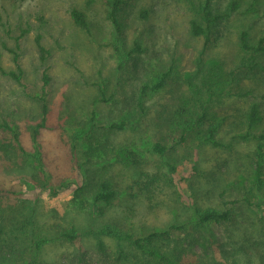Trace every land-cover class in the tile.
I'll return each mask as SVG.
<instances>
[{"label": "rangeland", "instance_id": "obj_1", "mask_svg": "<svg viewBox=\"0 0 264 264\" xmlns=\"http://www.w3.org/2000/svg\"><path fill=\"white\" fill-rule=\"evenodd\" d=\"M204 2L0 0L2 67L22 72L18 83L0 74V119L18 127L22 145L30 150L28 126L41 120L38 96L44 93L48 113L39 134L42 158L53 185L60 180L68 185L52 196L47 189L14 181L20 173L0 168V188L13 187L23 199L36 201L40 221L53 216L54 222L73 226L79 235L73 243L50 246L48 259L63 253L74 255L70 264H137L119 262L108 254L130 251L111 239H103L107 253L99 252L98 238L86 233L99 229L104 219H90L86 209L72 200L81 179L74 161L81 163L86 157L85 144L72 137L80 127H89L92 111L99 138L114 147L105 158H119L113 168L119 189L140 172L158 179L151 196L127 200L133 209L122 214L127 231L138 235L186 223L191 219L188 204L193 202L201 208L236 207L248 220L247 231L261 230L264 235V206L256 209L243 203L245 198H264V160L260 181L254 176L255 145L264 135V53L244 51L240 42L242 32L251 46L264 36V0H212V15L223 18L210 28L207 39L190 31L191 20L205 25ZM73 8L83 13L87 30L71 19ZM112 11L120 32L111 19ZM37 38L48 52L44 60ZM136 40L141 47L138 53L132 51ZM168 70L162 88L142 94L143 112L139 111L141 87L155 83ZM44 73L47 84L42 80ZM101 82L106 95L113 98L108 103H94ZM252 104L258 106L262 121L252 137L244 140L240 138L246 131L244 116ZM202 115V127L184 124ZM122 119H130L127 129L108 131V124ZM209 123L218 125L217 146L204 141ZM260 141L264 144V139ZM154 143L164 146L163 156L152 150ZM120 211L113 207L108 217ZM210 230L217 237L224 235L223 226ZM200 255L198 249L190 250L184 258L205 264L222 261ZM253 259L245 257L249 264H259Z\"/></svg>", "mask_w": 264, "mask_h": 264}, {"label": "trees", "instance_id": "obj_2", "mask_svg": "<svg viewBox=\"0 0 264 264\" xmlns=\"http://www.w3.org/2000/svg\"><path fill=\"white\" fill-rule=\"evenodd\" d=\"M212 0H205L201 6L202 20L205 25H200L196 20L190 21V31L194 36H204L206 39L210 34V28L223 18L221 15H212L210 3ZM232 8L236 6V1L232 2ZM70 17L79 27L87 30V23L84 15L78 9L70 10ZM114 20L117 31L120 32L119 25L114 18V11L110 14ZM241 48L247 52L264 53V36L251 46L247 42L246 33L240 35ZM36 45L40 53V59L44 60L47 54L36 39ZM1 47V42H0ZM140 44L136 40L133 43L132 51L141 52ZM2 54L0 50V74L7 76L15 82L21 81V70L5 71L2 67ZM170 75V70L160 73L156 77V82L141 87L140 97L137 100V108L143 112L142 94L157 91L162 88L166 79ZM44 84L48 82V76L43 74ZM98 97L94 103H108L113 100L106 95V85L97 84ZM139 91V92H140ZM45 94L38 96L41 102V120L35 125L28 126L29 137L32 148L27 150L20 141L18 127L9 123L5 119H0V168L8 172H18L20 175L14 181L29 184L32 188L47 189L52 196H56L60 190L68 185L60 180L54 186L52 178L46 170V163L43 160L39 134L46 127V115L48 107L46 105ZM89 127H80L72 139H79V144L86 146L84 160L80 163L77 160L81 179L74 190L73 202L81 209H86L90 219H104L99 229H90L86 234L97 237V248L99 252L106 254L103 239L114 240L121 248L125 245L129 252H108L119 262H136L137 264H205L194 259L184 257L190 250L198 249L201 258H220L211 264H249L245 257L254 258L259 264H264V235L261 230L258 232L247 231L245 225L248 220L242 218L243 212L236 207H224L218 209L214 207L201 208L195 203L188 204L191 211V219L186 223H175L163 231H148L135 235L123 227L122 214L133 210L128 207V199H136L141 194L151 196L154 193L155 184L158 179L155 175L140 172L131 182L120 190L119 181L115 178L113 168L119 158H105L109 152L114 150L111 142L107 139L99 138V127L93 123L94 112L90 113ZM245 133L241 139L252 137V130L262 121V115L256 104H252L245 113ZM205 116L196 117L191 121H184L188 128L203 126ZM130 119H122L119 122L108 124V131H122L127 129ZM217 124L209 123L204 131V141L212 145L220 143L215 139L217 134ZM264 135H259L256 141L254 176L259 182L261 177V163L264 160V144L260 141ZM152 150L160 156L165 153V148L160 143H154ZM134 158V155H132ZM171 173L174 168L169 166ZM25 174V175H24ZM138 176H141L140 178ZM255 182V183H256ZM247 207L260 209L264 206V198L258 197L251 201L249 198L243 199ZM36 201L31 202L22 198V192L16 191L13 187L0 188V264H70L74 262V255L59 254L56 259H48L47 250L52 245L62 241L73 243L78 238V231L71 225L63 226L54 222L53 216L48 220L40 221L36 216ZM118 207L121 211L113 213L108 217L109 210ZM223 226L222 238L217 237L210 227ZM262 254V257L260 255ZM240 256V257H239ZM249 260V261H253ZM262 262V263H260Z\"/></svg>", "mask_w": 264, "mask_h": 264}]
</instances>
